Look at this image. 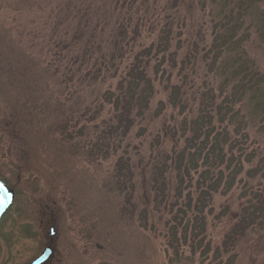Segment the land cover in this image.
Returning <instances> with one entry per match:
<instances>
[{"label":"rangeland","instance_id":"obj_1","mask_svg":"<svg viewBox=\"0 0 264 264\" xmlns=\"http://www.w3.org/2000/svg\"><path fill=\"white\" fill-rule=\"evenodd\" d=\"M167 20L174 61L165 55L163 76L152 61L150 109L100 152L97 139L113 116L107 93ZM122 25L134 44L112 66L110 43ZM229 29L234 43L226 41L216 61V36ZM86 55L93 59L84 66ZM256 71L264 73V0H0V179L15 194L0 227V264H29L46 247L47 264H264V106L251 100L256 80L233 98L240 79ZM173 85L182 91L178 108L169 103ZM259 95L264 101V85ZM222 102L233 110L225 122ZM204 111L217 130L227 127L240 161L232 167L242 166L232 189L215 193L206 209L207 255L201 238L187 244L179 234L182 243L172 244V214L156 206L151 186L154 165L181 149L185 122Z\"/></svg>","mask_w":264,"mask_h":264},{"label":"trees","instance_id":"obj_2","mask_svg":"<svg viewBox=\"0 0 264 264\" xmlns=\"http://www.w3.org/2000/svg\"><path fill=\"white\" fill-rule=\"evenodd\" d=\"M141 25H143V22L137 23L133 29V40H136V37L140 35ZM144 25H146V22H144ZM172 30V22L168 20L158 25V41H154L149 46L134 53L128 70L119 79L117 90L107 93V100L111 105L113 116L97 139L98 143H101L99 145L100 152L109 150L110 140L114 139L116 141L126 138L138 118H142L145 112L150 109L155 94V86L154 80L149 75V69L152 61L156 60V74L162 71L163 76L167 72L165 68H162V64L165 63V55L169 53L168 56L172 57L174 61L173 53L169 52ZM114 36L110 43L114 49L109 57L110 61H108L112 66L117 60L125 57V46L130 47L134 44L129 41L126 42L128 29L124 25L119 26ZM234 37L235 32L232 29L227 30V33L217 34L215 40L220 43L215 49L216 61L230 47L226 41L233 44ZM102 58L103 60L107 59L105 55ZM92 59V57L86 55L82 62L83 65H89ZM103 62H100V64H103ZM98 63H95L96 67L97 65L100 66ZM101 70L102 68L97 67L98 74ZM252 77L250 80L247 79V76L240 79L233 98L239 95L242 99L246 95V90L241 89L255 79L256 94L251 100L255 101L256 107L260 109L264 106V101L259 95L264 85V73L256 71ZM168 88L170 89L169 103L178 108L182 105L181 87L173 85V87L168 86ZM225 102L217 107V113L223 116L221 122H225V117L228 116L226 109L233 111ZM160 104L163 107L166 105L164 102ZM161 112L162 108L158 110V113ZM234 117L235 115L232 114L230 118L233 119ZM183 133L186 136L184 145L173 157L166 156L162 161L163 163L159 162L154 165L151 176V186L156 206L165 210L168 209V212L172 214V218L168 221L170 233L174 240L172 244L174 242L177 244L182 243L179 234L183 236V240L187 244L189 240L195 242L201 238L206 230V209L211 206L213 195L219 191H223L225 194L229 192L238 173L241 171L238 168L239 165L232 167L237 157L231 150L232 146H228L230 142L228 129L224 126L222 131L217 130L212 111H204L189 123L185 122ZM229 153L230 157H228ZM237 161L240 162L239 159ZM239 167L242 168V166ZM227 171L229 173L226 176ZM170 172H174L172 182ZM171 190L173 191L172 194H170ZM203 237L205 238V235ZM204 238L200 239L197 246L202 250V255H207L209 248L208 245L203 244ZM192 243L189 246L193 245Z\"/></svg>","mask_w":264,"mask_h":264},{"label":"water","instance_id":"obj_3","mask_svg":"<svg viewBox=\"0 0 264 264\" xmlns=\"http://www.w3.org/2000/svg\"><path fill=\"white\" fill-rule=\"evenodd\" d=\"M15 198L14 190L0 180V219L8 211ZM55 231L52 228L50 235H54ZM53 250L47 247L40 256L35 258L30 264H44L52 256Z\"/></svg>","mask_w":264,"mask_h":264},{"label":"flooded vegetation","instance_id":"obj_4","mask_svg":"<svg viewBox=\"0 0 264 264\" xmlns=\"http://www.w3.org/2000/svg\"><path fill=\"white\" fill-rule=\"evenodd\" d=\"M13 205H14V203H13ZM13 205H12V206H13ZM12 206H11V207H12ZM10 209H11V208H10ZM8 211H9V210H8ZM7 214H8V212H7L6 214H4V215L2 216V218L0 219V227H1V225H2V223H3V221H4V219H5V217L7 216ZM52 227H53V226H52ZM52 227H51V228H52ZM36 257H37V256H36ZM36 257H35V258H36ZM50 259H51V258H50ZM48 261H49V260H48ZM48 261H47L45 264H47Z\"/></svg>","mask_w":264,"mask_h":264}]
</instances>
